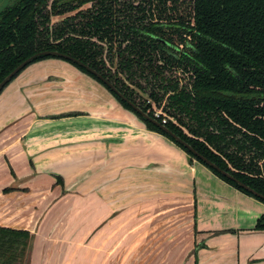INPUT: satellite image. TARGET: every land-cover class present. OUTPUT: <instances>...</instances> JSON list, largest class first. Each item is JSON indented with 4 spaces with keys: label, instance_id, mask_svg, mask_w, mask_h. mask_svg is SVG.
<instances>
[{
    "label": "crops",
    "instance_id": "crops-1",
    "mask_svg": "<svg viewBox=\"0 0 264 264\" xmlns=\"http://www.w3.org/2000/svg\"><path fill=\"white\" fill-rule=\"evenodd\" d=\"M52 59L43 63L47 69L38 65L0 93V238L13 236L21 247L28 246L16 260L22 264H264V230L256 229L264 216V202L199 161H191L173 141L144 125L126 122L101 137V118L110 120L111 113L102 116L97 109L91 112L93 176H164L162 183L173 191L165 189L163 197L173 198L177 190L178 203L44 204L56 188L54 164H68V149L73 148L75 162L84 168L88 149L82 112L47 118L54 110L82 109L86 100L77 92L89 82L58 62L60 58ZM62 69L80 84L74 100L63 89L67 78L56 73ZM54 79L59 80L54 88L60 89L48 92L53 89L48 82ZM109 153L110 171L105 173L100 168H106Z\"/></svg>",
    "mask_w": 264,
    "mask_h": 264
},
{
    "label": "trees",
    "instance_id": "trees-1",
    "mask_svg": "<svg viewBox=\"0 0 264 264\" xmlns=\"http://www.w3.org/2000/svg\"><path fill=\"white\" fill-rule=\"evenodd\" d=\"M2 2L0 82L38 52L72 56L152 117L155 109H162L168 121L156 118L161 124L262 197L146 120L84 66L54 55L38 56L32 63L47 58L72 63L104 84L150 130L182 148L191 161L264 202V0ZM256 229L264 230V216ZM18 240L0 238V264H15L20 252L27 253L28 246H19Z\"/></svg>",
    "mask_w": 264,
    "mask_h": 264
},
{
    "label": "rangeland",
    "instance_id": "rangeland-1",
    "mask_svg": "<svg viewBox=\"0 0 264 264\" xmlns=\"http://www.w3.org/2000/svg\"><path fill=\"white\" fill-rule=\"evenodd\" d=\"M14 0H3L2 4L11 3ZM60 17H56L54 20H58ZM54 59L47 58L40 61H36L30 66H34L33 69L28 67L27 71L23 70L20 72L14 79H18L20 76H24L26 72L36 69L38 65L42 67H47V64L44 62H49ZM63 66H68L73 69L74 72H79L85 76L89 82L84 84L83 92H77L80 84L77 85L75 79L72 77L73 74L69 71L66 72L65 69L56 71L58 74H62L67 78V84L63 89H67L69 92V98L74 100L78 98L75 93H80L86 101L83 104L82 109L74 110L69 109L64 111V109L54 110V113L49 114L47 118L56 119L58 117H66L69 115H76L78 112L83 113L85 116V140L86 146V155H85V165L84 168L79 164L77 165L75 158L76 152L74 153L73 148H69L70 152L69 163L68 164H54L53 169H58V173H55L56 176V188L52 190L44 199V204L50 205H93V204H157V203H178L175 201V198L179 197L177 190L175 191V197L173 198H164V193L168 186H165L162 182L164 176H93L92 172V140L93 137V119L91 117L92 109H97L102 116H108L111 113L110 120H105L101 118L100 121V131L101 137L105 136V132L108 129H115L116 125H127L126 122L133 124L144 125L148 130H150L146 122L138 116L133 110L126 107L119 99L114 95L104 84L100 81L89 75L88 73L82 71L77 66L72 63L64 60H58ZM49 67V66H48ZM44 69V68H43ZM47 69V68H46ZM53 68H50L52 70ZM49 70V68H48ZM51 72V71H50ZM26 76V75H25ZM13 79V80H14ZM12 80V81H13ZM14 80V81H15ZM11 81V82H12ZM59 80H52L50 85L53 89H49L48 92H57L60 88L55 89L54 86H58L56 82ZM49 88V85H47ZM81 98V97H79ZM110 110V111H109ZM65 112V113H61ZM68 112V113H66ZM61 114V115H59ZM107 119V118H106ZM98 121V119H95ZM71 121V120H70ZM125 121V122H124ZM60 122V121H52ZM157 134L162 135L159 132L150 130ZM164 136V135H162ZM166 137V136H165ZM76 137H73L70 142L75 141ZM167 138V137H166ZM73 146L74 142L70 143ZM117 147H115L116 150ZM104 153V151H101ZM107 153V152H106ZM56 155V151H55ZM189 156V155H188ZM111 158V153L106 155L104 165L106 168L103 169V166L100 168L101 171L108 173L110 168L108 166L109 159ZM135 158V157H134ZM64 158L61 159L62 162ZM196 160V159H193ZM197 161V160H196ZM80 163V162H79ZM109 168V169H108ZM111 170H113L111 168ZM114 171V170H113ZM83 172V173H82ZM83 174V175H82ZM159 181V183H157ZM170 191V190H169ZM173 189L170 191L172 192ZM75 216V215H74ZM20 246V245H19ZM15 264H22L21 260H18Z\"/></svg>",
    "mask_w": 264,
    "mask_h": 264
},
{
    "label": "water",
    "instance_id": "water-1",
    "mask_svg": "<svg viewBox=\"0 0 264 264\" xmlns=\"http://www.w3.org/2000/svg\"><path fill=\"white\" fill-rule=\"evenodd\" d=\"M41 55H54V56H63L65 58H68L74 62H77L78 64L84 66L89 72L96 75L100 80H102L113 92H115L117 95H119L122 99L126 100L136 112H138L140 115H142L146 120H149L158 126H160L165 132L170 134L177 142L183 144L185 147H187L190 151H192L196 156L201 158L206 164L213 167L214 169L220 171L224 175L228 176L229 178L238 181L233 177L230 173L222 170L219 166H217L214 162L197 152L188 142L184 141L180 136H178L176 133L172 132L167 126L161 124L156 118L152 117L149 113L145 112L142 108H140L138 105L133 103L132 101L128 100L122 92L110 81H108L101 73H99L97 70L91 68L90 66L84 64L80 60L73 58L72 56L62 54L58 51H41L33 56L26 59L24 62H22L20 65H18L12 72H10L1 82H0V93L3 91V89L12 81V78L17 76L22 70L26 68V66L29 64H32V62L35 60L36 57ZM242 186H244L246 189L250 190L252 193L262 197L260 193L249 187L248 185L243 184L242 182L238 181Z\"/></svg>",
    "mask_w": 264,
    "mask_h": 264
},
{
    "label": "built area",
    "instance_id": "built-area-1",
    "mask_svg": "<svg viewBox=\"0 0 264 264\" xmlns=\"http://www.w3.org/2000/svg\"><path fill=\"white\" fill-rule=\"evenodd\" d=\"M155 117L161 118L162 123H164V124L168 121V117L164 114L162 109H155Z\"/></svg>",
    "mask_w": 264,
    "mask_h": 264
}]
</instances>
